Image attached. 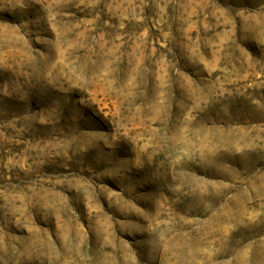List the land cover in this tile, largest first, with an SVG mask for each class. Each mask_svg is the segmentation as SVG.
Wrapping results in <instances>:
<instances>
[{"label":"rangeland","instance_id":"374dc122","mask_svg":"<svg viewBox=\"0 0 264 264\" xmlns=\"http://www.w3.org/2000/svg\"><path fill=\"white\" fill-rule=\"evenodd\" d=\"M0 264H264V0H0Z\"/></svg>","mask_w":264,"mask_h":264}]
</instances>
